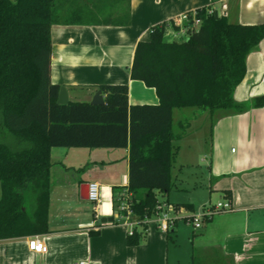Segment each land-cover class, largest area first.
Segmentation results:
<instances>
[{"label": "crops", "instance_id": "crops-1", "mask_svg": "<svg viewBox=\"0 0 264 264\" xmlns=\"http://www.w3.org/2000/svg\"><path fill=\"white\" fill-rule=\"evenodd\" d=\"M104 2L100 16H110L109 24L52 26L51 78L67 87L70 101L90 102L98 85L125 83L130 104L159 103L156 90L132 79L129 71L137 43L149 39L151 27L157 24L202 7H210L230 22L264 23V0ZM180 27L174 30L169 25L167 37L186 38L187 32ZM263 94L264 38L249 53L246 76L235 90V100L242 107L208 111L202 115L206 124H201V134L187 137L190 119L184 123L186 132L179 141H186L179 144L176 159L179 174L191 166V177L185 181L172 172V185L188 196L179 203L171 202L169 193L162 198L179 205L186 215L197 205L206 206L213 193L220 200H230L232 210L215 214L200 229L179 220L169 234L150 224L144 238L130 244V228L118 220L113 203L114 188L129 184V147L55 146L51 149L49 230L1 239L0 264H77L81 259L91 264H264V104L253 103ZM177 109L173 111L176 133L180 131L175 128ZM191 112L197 117L196 110ZM92 181L100 183V218L96 220L94 205L83 191ZM199 190H205L202 199L196 195ZM103 218L112 220L102 222ZM36 235L48 246L44 254L29 248V237Z\"/></svg>", "mask_w": 264, "mask_h": 264}, {"label": "trees", "instance_id": "trees-1", "mask_svg": "<svg viewBox=\"0 0 264 264\" xmlns=\"http://www.w3.org/2000/svg\"><path fill=\"white\" fill-rule=\"evenodd\" d=\"M104 1L0 0V240L48 232L52 147H129V184L114 188L113 203L117 210L127 190L135 214L144 219L168 202L162 198L172 187L177 142L186 132L183 122L175 132L174 109L242 107L235 90L246 76L249 53L264 38V23L230 22L210 7L188 13L182 26L192 29L186 38L167 37L169 25L181 28L172 19L151 27L149 39L137 43L131 78L153 87L159 103L130 104L125 83L98 85L103 104L57 103L52 26L109 24L110 16L99 17ZM253 103L263 105L264 94ZM147 228L135 227L129 243H139Z\"/></svg>", "mask_w": 264, "mask_h": 264}, {"label": "built area", "instance_id": "built-area-1", "mask_svg": "<svg viewBox=\"0 0 264 264\" xmlns=\"http://www.w3.org/2000/svg\"><path fill=\"white\" fill-rule=\"evenodd\" d=\"M213 12V10H210ZM190 18L189 14L186 13L176 20L177 24L182 25L185 20ZM200 19L194 17L193 27L199 25ZM185 29L187 34L192 28L182 27ZM234 150V149H233ZM124 198L118 205L117 218L120 222L126 224L130 228V234L134 232L135 227L139 226L140 223H145L148 226L150 224L156 225L159 229L168 232L172 229L179 220H187L192 223L195 229H200L204 226V223L210 220L215 214L232 210L233 205L228 199H221L216 204H209L202 208L201 212L184 214L181 207H177L168 202H160L156 207V211L152 216H146L144 219H140L139 216L135 214L133 207L129 201L131 193L125 190L123 193ZM88 199L94 205V220L100 218L99 214V203H100V183L97 181H92L88 183ZM28 245L31 250L37 253H46L48 251V246L41 238V236H31L28 240ZM77 264H91L87 259H81Z\"/></svg>", "mask_w": 264, "mask_h": 264}, {"label": "rangeland", "instance_id": "rangeland-1", "mask_svg": "<svg viewBox=\"0 0 264 264\" xmlns=\"http://www.w3.org/2000/svg\"><path fill=\"white\" fill-rule=\"evenodd\" d=\"M193 110H196V112L198 113V115L196 114L197 117L192 115L191 111H193ZM207 114H208L207 110H201V109H198V108H191V107H189V108H179L175 112V128L177 130H180L181 129L180 128V123L183 122L185 124H189L187 120L190 119L191 127L187 128V132H186L187 133L186 134L187 137H189L191 135H195V133L203 132L200 126L204 122L206 124V121H205L206 116H202V115H207ZM184 115L186 116V121L183 120L184 117H182V116H184ZM179 120H181V122H179ZM11 140L14 142L13 137L9 136L8 141L10 142ZM185 141L186 140H183L182 142L179 141V142H177V144H183L184 145ZM184 150H185V146H184ZM203 165H204V163H203ZM180 166L181 165H180L179 159L177 158L176 161L174 162V167H173L172 172L173 173H177L179 175V179L182 178V179H185V181H187L191 177L192 168H191V166H190V168L188 166H186V168L182 169L183 171L181 172V174H179V167ZM179 179L177 180V182H178L177 184H180V180ZM196 195H197V197L199 199H202V196L206 195L205 190H199ZM187 196H188V194L185 193L184 190L179 189V188L176 189L175 187H173V185H172L171 191H169V200L171 202H176V203L177 202L178 203L179 202H184L187 199ZM219 201H220V199H219L218 195L212 193V197H211V199H208L206 201V205L216 204ZM201 211H202V206L197 205V208H196V210L193 213H198V212H201ZM188 214H192V213H188ZM186 223L187 222H184V223H182L180 225L181 226H185Z\"/></svg>", "mask_w": 264, "mask_h": 264}, {"label": "water", "instance_id": "water-1", "mask_svg": "<svg viewBox=\"0 0 264 264\" xmlns=\"http://www.w3.org/2000/svg\"><path fill=\"white\" fill-rule=\"evenodd\" d=\"M216 16H219L217 12H216ZM69 102H70V98H69V94H68V89L66 86H61L59 96L57 99V103L68 104ZM104 102H105V97L103 96V92L101 89H98L95 92L94 97L90 101V103H92V104H103ZM83 191H85V193H86V191L88 192L87 185L83 186ZM108 220H112V218H110V219L103 218L102 222H106Z\"/></svg>", "mask_w": 264, "mask_h": 264}]
</instances>
